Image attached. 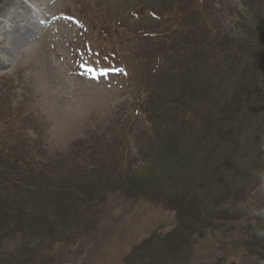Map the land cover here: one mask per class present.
I'll use <instances>...</instances> for the list:
<instances>
[{
    "label": "rangeland",
    "instance_id": "374dc122",
    "mask_svg": "<svg viewBox=\"0 0 264 264\" xmlns=\"http://www.w3.org/2000/svg\"><path fill=\"white\" fill-rule=\"evenodd\" d=\"M18 1L30 9L23 25L32 36L12 45L11 31L24 15L19 6L0 17V138L30 147L21 148L26 151L21 163L18 155H1L0 172L10 178L18 173L21 187L7 189L11 181L0 177V200L7 204L5 198L15 195L26 213L12 220L15 232L3 235L7 245L1 252L13 264H136V251L173 231L178 221L155 190H166L169 175L181 176L171 166L179 157L185 161L186 147L195 149L191 156L204 154L185 141L188 122L177 125L167 108H182L185 85H194L197 99L207 98L196 100L205 114L208 105H221L224 98L256 103L254 88L238 90L226 69L215 75L210 68L231 52L251 64L264 57L258 32L264 28V0H199L187 11L181 0ZM190 12L195 19H187ZM171 40L185 57L172 51ZM193 44L200 46L195 57L205 50L210 58L195 71L187 52ZM260 75L264 78V71ZM253 120L264 125L263 118ZM258 129L252 123L248 134L228 145H250ZM251 160L256 164L254 156ZM190 161L180 164L194 176ZM258 169L264 173V167ZM261 183L217 229L204 226L188 236L184 264H264L263 223H258L264 222V179ZM186 187L192 198L195 185ZM219 206L225 214L233 211L228 204Z\"/></svg>",
    "mask_w": 264,
    "mask_h": 264
},
{
    "label": "trees",
    "instance_id": "16d2710c",
    "mask_svg": "<svg viewBox=\"0 0 264 264\" xmlns=\"http://www.w3.org/2000/svg\"><path fill=\"white\" fill-rule=\"evenodd\" d=\"M194 2L197 4V2L200 1L181 0L180 5L182 4V8L187 11L191 9V5H193ZM187 19H195V17L190 12L187 15ZM258 32L261 33V41L259 44L262 45L264 43V28H260ZM157 34L160 35L159 40L163 38L161 37L163 35L162 32ZM187 34L188 33H184L185 39ZM158 35L155 34L154 38L157 42L158 39H156V36ZM196 36L199 37V33H196ZM190 39L192 38H187L186 41L188 49H190L188 45ZM184 42L185 40L182 42V47L184 46ZM172 44L173 41L171 40L170 45L173 49L172 51L177 54L181 53V51L177 52L173 48ZM211 44L212 43H210V46H207L210 47L209 50L213 47ZM166 48L167 47H165L162 52H164ZM195 48L197 50L200 46H195V44H193L191 50H187L189 57H191L190 61L195 62L192 66L194 71L197 67L204 66L203 58L210 60L209 55L205 53V50L199 52V57H195L196 53H193ZM168 50L169 54L173 55L169 47ZM183 53H185V57L186 51L184 50ZM260 54L262 55L261 52L259 55ZM213 62L215 63L210 69L215 73V75L218 71L221 72L222 69H226L223 70V73L229 75L231 79L235 80L233 85L238 90L241 89L244 92H248V90L250 91L251 88H254L257 92L255 93L257 96L256 103L250 102V100L245 101L242 96H236L234 100L224 98V102H222L221 105L214 106L213 108L207 104L211 114H205V106L202 110L199 109V104L196 100H203L204 102L207 98L205 99V97H199L200 99H197V97H195L196 92L194 91V85H190L193 87V91L189 90L190 86L185 85L182 89L180 98V100H182L181 104H183L182 108L178 110L167 108L166 115L168 113H173L175 117L177 116V125H182L186 123V121L188 122L189 130L185 133L182 132V135H184L185 141H187L189 145L193 148L198 147L200 152H203L204 154L202 156H191L189 153L193 152L195 149H189L186 147L187 149L185 148L184 154H187L188 156L184 159L185 161L191 160L189 164L194 165V176L186 173V164H180L185 161L181 160L182 158L179 157L180 161L177 163L175 161V167L172 165L171 168L179 171L181 176L178 177L176 173V176L171 178V175H169L165 178L166 182L163 184V186L166 184L164 186L166 187V190L164 189L163 191V187L155 190L154 194L158 196V199H160V204L167 209L177 212L178 221L173 231L166 234L162 238L154 236V239L152 238L144 244V246H146L144 250L141 251L138 249L136 251L138 255L136 254L135 257L140 258L136 264H149L147 257L151 258H148L150 259L149 261L151 264H184L183 260L186 245L190 243V240L188 241L187 239L188 236H195L196 233L200 234L204 226L205 229L209 228H207V226H210L211 229H217V226L223 224L231 213H237L235 209L248 198L249 194L255 190L256 187L262 184L261 181L264 179V173L262 170L258 169V167H264V125L260 127L259 124L262 122L253 120L254 117H260L261 119L263 118L264 121V84L262 86L260 85V81L264 82V78L260 75V73L264 71V57L259 59L257 62H252L253 64H251L248 60H246V62H241V57H237L235 53L231 52L228 57L226 56L224 59L218 58ZM225 62H227V65H224ZM181 72L185 75V77H188L186 68H182ZM250 79L252 81H250ZM236 88H234V90H236ZM235 95L236 93H234V96ZM226 106H228V108H226ZM156 107L157 106L153 107L152 110H156ZM212 114L217 116L215 117ZM252 123L253 125H258L259 127L257 131H253L255 132V137H251L250 139L252 145H237L234 148H231L228 144L230 142L236 143L238 142L237 140L244 137L245 134H248ZM253 127L254 126H252V128ZM256 127L257 126H255V128ZM165 128L167 130L169 129L167 125ZM155 130L157 131V129ZM190 132L194 137L186 135ZM14 141L10 137L4 139L0 138V165H3L1 155L4 151L8 157L18 155L16 156V160H20V163L21 161H26V156L23 157V154L26 151L21 150V148H27L28 145L25 144L28 143L18 141L17 139ZM158 141L159 139L157 140V138L153 139V143H157V145ZM255 144H257L256 150L251 151L253 145ZM225 145H228V149L223 148ZM18 147L20 149H17ZM159 149L160 146L155 150L159 151ZM99 151H102L101 154H103L102 149ZM157 151H155V154ZM214 153L217 155L218 159H216ZM253 156L257 160L254 165L251 164ZM145 158L146 157L143 158V161ZM29 159L30 161H33V158H31L30 155ZM30 161H27L28 165L31 163ZM79 164L80 162H77V166H79ZM113 167L114 165L111 168L107 167L104 171L107 173ZM53 172L54 171H51L50 173L53 174ZM16 175L19 176L18 173H13L10 178L8 173L4 174L0 172V177L11 181L12 184V186L7 184L4 185L5 188L7 186V189L12 188L14 190V188L21 187L17 185L18 179ZM99 175H101L100 169ZM186 177H188L187 180ZM193 178H196L194 182L192 181ZM188 183L195 185L192 198H188V196L192 195V191L186 187ZM181 184L184 186L182 189H179ZM167 188H172V190L169 192L167 191ZM21 190L26 191L25 188ZM78 190L85 191V188L82 189L81 186ZM8 193L10 192L8 191ZM69 195L70 193L67 194V197H69ZM6 199L9 201L7 204L5 201L2 202L3 199L0 200V227H2L0 229V241L2 240V243L4 241L3 235H5L7 231H12L13 233L15 232V229H12V220L18 218L17 216H23V214L26 213L24 212V209L16 203L17 199L15 195L14 197L9 196L8 198H5V200ZM225 204L229 205V208L227 207L228 210L233 209V211L229 214H225L223 209L220 210L219 205L224 206ZM2 206H4V208ZM215 210L216 212L214 213ZM258 223H263L264 231V222ZM244 227L249 232L251 226L246 223L244 224ZM254 236L256 238V235ZM153 242H157L156 245H153ZM2 243L0 246V264H13L12 262H8L10 260V255L4 257L2 254L1 249H5L7 242ZM19 264L30 263L29 261L27 262L24 260L23 262L20 261Z\"/></svg>",
    "mask_w": 264,
    "mask_h": 264
},
{
    "label": "bare ground",
    "instance_id": "6f19581e",
    "mask_svg": "<svg viewBox=\"0 0 264 264\" xmlns=\"http://www.w3.org/2000/svg\"><path fill=\"white\" fill-rule=\"evenodd\" d=\"M41 1V0H40ZM20 7L22 9V13L24 14L19 15L21 18L17 21V25L15 28L11 31L12 36V45L14 43L24 42L25 40H29L32 36L27 28H24L23 21L25 20V14L26 10L30 12V9L28 7H24V5L21 4L18 0H4V3L2 7L0 8V17L1 18H7L9 14L15 10L16 7ZM1 25V22H0ZM33 34V32H32Z\"/></svg>",
    "mask_w": 264,
    "mask_h": 264
}]
</instances>
